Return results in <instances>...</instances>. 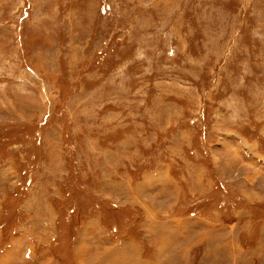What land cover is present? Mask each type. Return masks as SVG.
<instances>
[{"label":"rangeland","instance_id":"rangeland-1","mask_svg":"<svg viewBox=\"0 0 264 264\" xmlns=\"http://www.w3.org/2000/svg\"><path fill=\"white\" fill-rule=\"evenodd\" d=\"M0 264H264V0H0Z\"/></svg>","mask_w":264,"mask_h":264}]
</instances>
